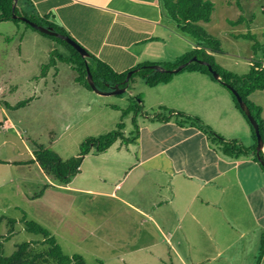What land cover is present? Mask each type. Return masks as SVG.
<instances>
[{
	"label": "crops",
	"instance_id": "0c3cea01",
	"mask_svg": "<svg viewBox=\"0 0 264 264\" xmlns=\"http://www.w3.org/2000/svg\"><path fill=\"white\" fill-rule=\"evenodd\" d=\"M23 3L24 8L28 5L26 8L65 28L118 73L140 64L178 62L198 46L172 20L163 0ZM12 21L0 22V54L11 51L25 65L35 62L41 69L57 43ZM3 76L0 99L9 90ZM132 82L140 90L135 95L142 96L139 106L144 109L170 108L198 116L225 138L238 139L247 147L254 145L246 117L228 90L209 74L182 70L156 86L143 79ZM73 83L69 91L76 100L99 101L96 95L102 94L74 79ZM15 88L10 85V91ZM57 92L62 95L61 87ZM259 97L257 91L250 95L262 107L264 117ZM112 101L119 110L121 103ZM122 106L128 110L130 104ZM158 113L137 121L139 132L134 141L118 139L100 153L93 148L67 184L56 183L35 163L45 188L30 200L49 198V205L59 208V228L74 233L77 228L85 229L93 245L107 249L103 255L106 264H167L169 253L174 255V264H264V169L254 154L227 156L202 129L183 123L185 117L163 122L155 119ZM86 163L90 168L84 172ZM57 194L58 202L52 201L50 196ZM98 197L110 208L106 218L71 215L78 199L95 201Z\"/></svg>",
	"mask_w": 264,
	"mask_h": 264
},
{
	"label": "rangeland",
	"instance_id": "374dc122",
	"mask_svg": "<svg viewBox=\"0 0 264 264\" xmlns=\"http://www.w3.org/2000/svg\"><path fill=\"white\" fill-rule=\"evenodd\" d=\"M213 2L215 10L212 19L208 23H203V26L220 40L221 47L225 51L222 55L212 53L214 59L220 64L219 60L226 69L236 74H246L251 69L250 61L264 60V0H240L239 2L238 0H213ZM241 16L245 18L243 23L231 24ZM12 22L26 26L23 21ZM246 33H251L254 39L237 36ZM10 37L13 38V36ZM55 42L56 49L50 52L44 62L45 64L50 62L54 51L57 64L43 79L40 78L43 67L40 69V64L32 62L27 66L11 51L0 54V76L5 75L1 79L7 80L9 84V90L6 91L3 100L16 104L21 100L34 97V100L23 108L12 109L5 105L0 107V122H2L0 125V160H2L0 162V217L5 218L0 225V242H3L5 255H11L23 242H31L35 251L43 250L46 247L43 244L44 236L26 230L25 227V220H34L52 229L53 232H51L65 252L70 255L74 252L82 253L86 264H96L98 259H104L103 255L107 253V249L93 245L85 229L77 228L75 233L61 230L59 208L50 206L49 198L42 201L41 199L30 200L34 194L43 192L45 188L43 184L45 180L40 175L36 162L31 161L33 142L51 148L63 159H68L79 154L81 144L88 137H99L113 131L117 129L119 123L124 124L123 131L126 132V137L136 139L138 132L131 119L135 112H138V122L152 113L167 112L163 108L156 107L150 110L152 108L144 109L143 106H139L141 99L137 98L135 93L140 90L135 88L133 82L129 83L128 90L122 94L96 95L99 96L97 97L99 101L90 98L76 100L69 91L74 84L76 71L72 64L58 58V55L66 57L72 56L73 53H68L65 45ZM254 42L257 43L255 49ZM0 51H2L1 47ZM237 60L241 62L238 65L235 64ZM175 63L168 67L172 66L174 69L180 65L174 67ZM26 66L28 72L23 77L22 70ZM27 76H30L29 79L26 78ZM135 80L140 81L141 78L137 76L133 81ZM10 85L18 88L10 91ZM59 87L62 93L60 96L57 95ZM257 94L260 95L259 103L264 105V89L258 90ZM140 97L142 98L141 95ZM111 101L121 103V108L117 110L118 107L111 105ZM124 103L130 104L131 112L123 109ZM65 108L70 109L65 111ZM248 124L250 125L249 122ZM92 156L91 154L90 157ZM89 168L90 165L86 163L84 172H87ZM98 198L95 201L86 198L78 199L75 208L71 210V215L79 219H86L92 215L106 218L110 214V208L105 199ZM50 199L58 202L59 194L50 196ZM80 202L82 206L79 205ZM9 219L16 221L13 227ZM168 255V257L165 256L166 263L174 264V255L171 253Z\"/></svg>",
	"mask_w": 264,
	"mask_h": 264
},
{
	"label": "trees",
	"instance_id": "16d2710c",
	"mask_svg": "<svg viewBox=\"0 0 264 264\" xmlns=\"http://www.w3.org/2000/svg\"><path fill=\"white\" fill-rule=\"evenodd\" d=\"M23 1L24 0H19L15 8V13L17 15H23L30 20L37 22L38 24L53 27L56 31L71 36V34L65 28L57 25L54 22H51L47 17L39 15L35 9L28 7L26 8L28 5H26L24 8L22 6L24 4ZM239 1L240 0H238V2ZM163 4L172 20L176 22L179 29L183 33L195 38L198 43V46L184 55L178 62L175 63L174 67H176L178 64L187 62L193 56H197L201 60L210 62L213 69L220 73L221 80L214 78L208 66L196 61L188 64L183 70L201 71L209 74L214 80L220 83L221 86L228 90V92L232 95L236 106L241 110L248 120L244 111L241 109L236 96L228 85H231L237 89L243 100L247 102L252 114L258 121L260 132L264 138L263 109L260 105L256 104L250 99V95L253 92L264 89V60H252L250 71L243 75L236 74L215 61L212 53H224L225 51L221 47L220 40L203 26V23H208L212 19V15L215 10V3L213 0H163ZM12 5L13 0H0V22L7 20L23 21L20 18H13ZM244 21L245 18L241 16L236 21H232L231 24L237 25L243 23ZM23 22L26 23L25 25L28 28L46 37H50L59 44L65 45L69 52L73 53L72 56L66 57L58 55V58L62 61L68 62L69 64H72V67L76 71L75 81L90 90L93 89L87 79V66H89L97 87L102 91L110 90L111 86L116 83H119L122 87L126 86L137 76L143 79L147 85L156 86L161 83H167L175 74L173 72H160L152 69L150 67L152 64H140L134 68L137 69V71L132 74L130 81L123 83L130 70L124 73H118L109 64L100 60L93 54H90L88 58H85L66 40L54 35L43 33L36 28H33L29 23L25 21ZM237 36L254 39L251 33L240 34ZM256 45L257 43L254 42V49L256 48ZM56 64L57 62L55 60L53 51L50 62L43 65L40 77L46 76L48 71L53 66H56ZM171 64L173 65L174 63H166L164 65L166 68L172 69V66L168 67V65ZM137 98L142 100L139 95ZM33 99V97H29L17 102L16 104H11L7 100L0 99V107L5 105L7 108L19 109L26 107ZM126 111L131 112L130 108H128ZM164 111L167 113H158L155 119L167 122L174 118V116H176V118L185 117L183 123H191L202 129L212 141L219 144L222 152L225 155L231 157H240L242 155L253 153L256 161H258V163L264 169V164L259 160L256 154L257 136L251 124L250 125L252 127L255 143L253 146L247 147L238 139L225 138L212 127L206 125L198 116H189L184 112H176L170 108H164ZM137 115L138 112H135L133 123L137 129V132H139V126L137 124L136 118ZM186 120H188V122ZM123 129L124 124L119 123L117 129L113 131H110L99 137H88L81 144V150L79 154L68 159H63L59 153L51 148L45 147L44 145L37 142H33L34 158L31 161L38 163L56 183L67 184L80 171L84 157L89 154L93 148L96 152L100 153L110 148L118 139H122L128 143L135 140V137H126ZM260 156L264 161V151L260 152ZM0 162H2V160H0ZM3 219L5 218L1 216L0 225ZM8 221L11 223L12 227L14 226V223H16L14 219H9ZM25 222L26 230L34 233H40L44 236L43 244L46 245V247L41 251H35L32 248L31 242H23L11 255H5L3 242H0V264H86V260L82 254L75 253L70 255L65 253L61 244L58 243L57 239L48 228L34 220H25ZM96 264L106 263L103 259H98Z\"/></svg>",
	"mask_w": 264,
	"mask_h": 264
},
{
	"label": "water",
	"instance_id": "95a60500",
	"mask_svg": "<svg viewBox=\"0 0 264 264\" xmlns=\"http://www.w3.org/2000/svg\"><path fill=\"white\" fill-rule=\"evenodd\" d=\"M18 2H19V0H13V5H12L13 18H20L21 20L29 23L33 28H36L37 30H39V31H41L43 33H46V34H49V35H54V36H57V37H60V38H62L64 40H66L75 49H77L79 51V53L85 58H88L90 56L91 53L84 46H82L77 40H75L72 36L63 34L61 32H58L53 27L45 26L43 24H38L37 22H34V21L30 20L29 18H27V17H25L23 15H17L15 13V8H16ZM194 61L208 66V68L212 72L214 78L221 80L220 73L213 69V67L210 64V62L205 61V60H201L197 56H193L187 62L181 63L178 67H176L174 69L173 68L172 69H168V68H166V67H164V66H162L160 64H152V65H150V67L152 69H155V70L160 71V72L167 71V72L177 73V72L183 70L188 64H190L191 62H194ZM87 70H88V72H87L88 82H89L90 86L92 87V89L95 92L99 93V94H102V95L122 94V93H124V92H126L128 90L129 83L126 86H123V87L120 86L119 83H116V84L111 86L110 90L102 91V90H100L97 87V85H96V83H95V81L93 79V75H92V73H91V71L89 69V66H87ZM136 71H137V69L130 70L128 72L125 80L123 81V83L129 82L132 74L134 72H136ZM228 86L232 90L234 95L236 96L237 101H238L241 109L244 111V113L247 116L250 124L253 126V128L255 130V133H256V136H257L256 154H257L259 160L264 164V161L262 160V158L260 156V152L264 151V138H263V136H262V134L260 132V126L258 124V121L256 120V118L252 114V111H251L250 107L248 106L247 102L243 100V98L240 95V93L238 92V90L235 89L231 85H228Z\"/></svg>",
	"mask_w": 264,
	"mask_h": 264
}]
</instances>
